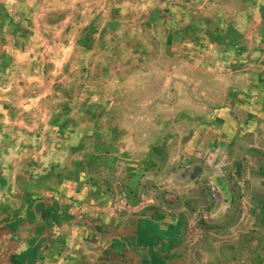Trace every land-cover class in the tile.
<instances>
[{
  "label": "crops",
  "instance_id": "obj_1",
  "mask_svg": "<svg viewBox=\"0 0 264 264\" xmlns=\"http://www.w3.org/2000/svg\"><path fill=\"white\" fill-rule=\"evenodd\" d=\"M0 17L25 127L0 160V264H264V0H0Z\"/></svg>",
  "mask_w": 264,
  "mask_h": 264
},
{
  "label": "rangeland",
  "instance_id": "obj_2",
  "mask_svg": "<svg viewBox=\"0 0 264 264\" xmlns=\"http://www.w3.org/2000/svg\"><path fill=\"white\" fill-rule=\"evenodd\" d=\"M1 18V17H0ZM1 22V20H0ZM9 33V32H8ZM6 36V30H3L2 33L0 32V37L1 38H5ZM10 43H8L9 45ZM16 58L14 56L11 55V53L9 51L6 50V52L4 53L3 57L0 59V103L1 102H5V104H2V106H0V130L3 128H6L10 133H9V137H0V160H6V161H11L13 160V157L15 155L14 152H12V147L11 146H17L21 143V137H10L11 136V128L15 127L16 129H18V127H20V125L16 126V114L11 112V109L14 108L13 105L9 102L7 103V101H10L9 98H11L12 96H17L16 95V90L15 89H2V85L5 86V84H2L1 82L3 81H7L10 82L11 80H16V74H10L9 73V69H11L13 67V65L15 64ZM24 77L27 74H22ZM8 97V98H7ZM12 113V116L11 114ZM12 119V121H11ZM13 124V126L11 127V125ZM20 130H25V127H20ZM3 147V148H2ZM139 176L138 174H135V180L132 184H131V194L132 196H137V180H138ZM122 184H116L115 188H111L110 191H112L114 193V204L116 206H122L124 204H126V200L124 199H120V189H122ZM134 189V190H133ZM137 200L131 198V200L129 201V203H136Z\"/></svg>",
  "mask_w": 264,
  "mask_h": 264
},
{
  "label": "water",
  "instance_id": "obj_3",
  "mask_svg": "<svg viewBox=\"0 0 264 264\" xmlns=\"http://www.w3.org/2000/svg\"><path fill=\"white\" fill-rule=\"evenodd\" d=\"M3 52H4V45H3V41L0 37V56L2 55Z\"/></svg>",
  "mask_w": 264,
  "mask_h": 264
}]
</instances>
